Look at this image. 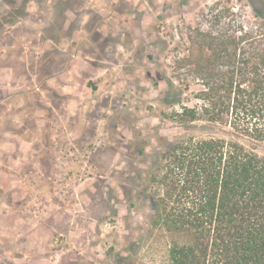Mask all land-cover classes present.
I'll return each instance as SVG.
<instances>
[{"label":"rangeland","instance_id":"1","mask_svg":"<svg viewBox=\"0 0 264 264\" xmlns=\"http://www.w3.org/2000/svg\"><path fill=\"white\" fill-rule=\"evenodd\" d=\"M216 2L239 11L237 0H0V264H170L136 151L147 166L158 137L182 135L170 125L199 90L185 91L179 61L196 49L187 28L209 29L200 14Z\"/></svg>","mask_w":264,"mask_h":264},{"label":"trees","instance_id":"2","mask_svg":"<svg viewBox=\"0 0 264 264\" xmlns=\"http://www.w3.org/2000/svg\"><path fill=\"white\" fill-rule=\"evenodd\" d=\"M237 2V13L227 2L202 11L209 29L187 28L196 49L179 61L185 91L192 80L199 90L170 125L182 135L158 137L147 166L136 151L170 264H264V0Z\"/></svg>","mask_w":264,"mask_h":264},{"label":"built area","instance_id":"3","mask_svg":"<svg viewBox=\"0 0 264 264\" xmlns=\"http://www.w3.org/2000/svg\"><path fill=\"white\" fill-rule=\"evenodd\" d=\"M232 10L234 11V10H235V8H232Z\"/></svg>","mask_w":264,"mask_h":264}]
</instances>
